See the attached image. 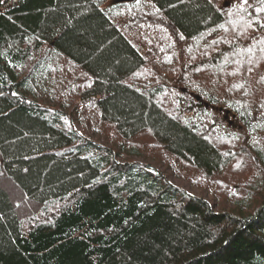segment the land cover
I'll return each mask as SVG.
<instances>
[{
  "label": "trees",
  "instance_id": "16d2710c",
  "mask_svg": "<svg viewBox=\"0 0 264 264\" xmlns=\"http://www.w3.org/2000/svg\"><path fill=\"white\" fill-rule=\"evenodd\" d=\"M0 264H264V0H0Z\"/></svg>",
  "mask_w": 264,
  "mask_h": 264
},
{
  "label": "rangeland",
  "instance_id": "374dc122",
  "mask_svg": "<svg viewBox=\"0 0 264 264\" xmlns=\"http://www.w3.org/2000/svg\"><path fill=\"white\" fill-rule=\"evenodd\" d=\"M74 126L80 130V131H87V133L91 134L93 136V139L98 141V142H103V136H101V133L99 132H95L93 130V127L91 125H89V123L87 122H80L79 120H76L74 119ZM122 157L125 158L124 156L126 157H129V158H133L134 160L136 161H140V162H145L147 161L148 157L147 158H143V156H134V155H130L128 156L126 154V152H123L122 153ZM163 169V167H161ZM180 167H178V169L176 170V172L174 171V168H168L166 171L168 172L169 174V179L174 183V184H177L179 186H181L182 188L186 189L187 191L191 192V193H194V194H197V195H202L204 196L205 198H207L208 200L210 201H214L216 199V196H215V193L213 191V189L211 188H205L199 184H196V183H193L194 181H191L190 179L188 178H185L183 176L184 174V171H182V173L180 172ZM193 174H195L193 172ZM191 174V175H193ZM199 177V175H197ZM202 180V179H201ZM230 203V202H229Z\"/></svg>",
  "mask_w": 264,
  "mask_h": 264
},
{
  "label": "water",
  "instance_id": "95a60500",
  "mask_svg": "<svg viewBox=\"0 0 264 264\" xmlns=\"http://www.w3.org/2000/svg\"><path fill=\"white\" fill-rule=\"evenodd\" d=\"M225 118H228V111L225 112ZM229 123H232V120H229Z\"/></svg>",
  "mask_w": 264,
  "mask_h": 264
}]
</instances>
